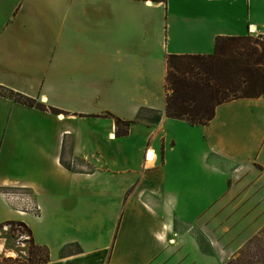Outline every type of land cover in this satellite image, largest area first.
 I'll return each instance as SVG.
<instances>
[{
    "label": "crops",
    "instance_id": "1",
    "mask_svg": "<svg viewBox=\"0 0 264 264\" xmlns=\"http://www.w3.org/2000/svg\"><path fill=\"white\" fill-rule=\"evenodd\" d=\"M249 24L264 0H0V225L35 264H258L235 257L264 228V91L205 124L164 113L166 56ZM18 187L35 211L4 203Z\"/></svg>",
    "mask_w": 264,
    "mask_h": 264
},
{
    "label": "trees",
    "instance_id": "2",
    "mask_svg": "<svg viewBox=\"0 0 264 264\" xmlns=\"http://www.w3.org/2000/svg\"><path fill=\"white\" fill-rule=\"evenodd\" d=\"M256 42H251L247 35L218 36L212 53L168 54L164 76L165 116L191 124H205L214 116L218 104L261 95L264 91V43H259L258 48ZM15 95L18 96L14 97L17 101L29 105L35 103L31 98ZM115 123L117 132L119 124H122V133L129 124L118 118ZM7 222L19 225L30 235V230L23 223ZM28 247L31 248L29 255L36 258L32 264L47 260L48 253L44 247V256L36 257L31 235Z\"/></svg>",
    "mask_w": 264,
    "mask_h": 264
},
{
    "label": "rangeland",
    "instance_id": "3",
    "mask_svg": "<svg viewBox=\"0 0 264 264\" xmlns=\"http://www.w3.org/2000/svg\"><path fill=\"white\" fill-rule=\"evenodd\" d=\"M251 38V42L257 41L256 45L258 48H260L259 43H264V34L259 35H247ZM148 91L152 93H157L160 91L159 86L154 87L152 89H148ZM3 93L10 95L12 97L18 98L13 93H9L7 91L2 90ZM121 124H119V127L121 128ZM20 229V228H19ZM22 230V229H20ZM23 235H26L27 233L23 232ZM5 233H0V236H4ZM22 237L21 239H23ZM0 240H3L4 244V251L0 252V264H17V263H28L32 264L35 262L36 258H32L29 255V251L31 250L30 247L26 250V255H23L19 252L20 247L16 245L15 241L13 239L7 238L4 240L2 237H0ZM27 247V246H26ZM38 250V251H37ZM8 251L14 252V255H7ZM33 251L36 253V257H43L45 254V250L43 247L38 246L34 243V249ZM6 252V253H5ZM235 260L238 262H255L258 264H264V228L262 231L257 234L253 239H251L247 244L241 248L238 252V254L235 257Z\"/></svg>",
    "mask_w": 264,
    "mask_h": 264
},
{
    "label": "built area",
    "instance_id": "4",
    "mask_svg": "<svg viewBox=\"0 0 264 264\" xmlns=\"http://www.w3.org/2000/svg\"><path fill=\"white\" fill-rule=\"evenodd\" d=\"M247 34L259 35L263 33L256 32L255 29H252V25L249 24L247 28ZM149 150H151L149 147L145 148V159L147 160H148L147 154ZM2 199L5 204L14 208L15 210H18V212L19 211L21 212L23 210L33 212L38 208L37 205H35V202L33 201L31 194L28 193L27 191H24L22 187H18L14 191L3 192ZM12 227H14V229H12ZM19 228L20 226L17 224L12 225V223L10 222H5L0 225V233L1 232L5 233V235L0 237H2V239L4 240L6 239V237L13 239L16 245L20 247L19 252L23 255H26L27 252L26 250L28 249L29 246L30 235L22 228H20L22 230H20ZM23 232L27 234L23 235L22 234ZM22 237L24 238L21 239Z\"/></svg>",
    "mask_w": 264,
    "mask_h": 264
},
{
    "label": "bare ground",
    "instance_id": "5",
    "mask_svg": "<svg viewBox=\"0 0 264 264\" xmlns=\"http://www.w3.org/2000/svg\"><path fill=\"white\" fill-rule=\"evenodd\" d=\"M252 29H254V28L252 27ZM147 157H148L149 161H151L153 159V152L151 150L148 151ZM3 251H4L3 240H0V252H3ZM7 253H8L7 255H9V256L14 255V252H12V251H8Z\"/></svg>",
    "mask_w": 264,
    "mask_h": 264
}]
</instances>
